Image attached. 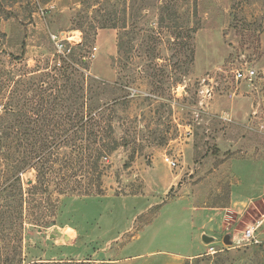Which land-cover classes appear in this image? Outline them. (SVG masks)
I'll use <instances>...</instances> for the list:
<instances>
[{"label":"rangeland","instance_id":"rangeland-1","mask_svg":"<svg viewBox=\"0 0 264 264\" xmlns=\"http://www.w3.org/2000/svg\"><path fill=\"white\" fill-rule=\"evenodd\" d=\"M51 35L82 44L75 65ZM70 109L104 115L102 195L58 196L54 129ZM72 172L69 186L85 181ZM263 192L264 0H0V264H102L110 245L149 264H264V242L231 257L199 241L225 233L207 207L253 202L226 218L242 232Z\"/></svg>","mask_w":264,"mask_h":264},{"label":"trees","instance_id":"trees-1","mask_svg":"<svg viewBox=\"0 0 264 264\" xmlns=\"http://www.w3.org/2000/svg\"><path fill=\"white\" fill-rule=\"evenodd\" d=\"M104 27L106 26L103 25L102 28ZM81 46L67 47L65 51L66 55L63 54L62 57L68 61H72V64H74V53ZM69 67L67 66L65 69H69ZM59 75L68 82L66 85H69L70 80L67 75L65 73ZM115 106L114 101L108 106V109L111 111L110 113L114 112ZM57 117L63 123H58L55 126L56 140L53 143L54 152H51V156H54L52 164L58 169L54 173H58L61 177L58 196L68 194L85 197L102 195L101 161L102 158H106L103 155V149L107 144L104 143V140L100 136V123L104 115L98 111H86V113L80 114L77 110L70 109L64 115L58 112ZM67 146L70 147L71 154L61 152V149ZM34 148L31 154L36 150ZM51 169L53 170L52 167ZM68 169L73 171L74 177L79 179L81 176L85 181L77 180L74 185L69 186L68 175L63 173L64 170ZM205 239L212 241L207 237Z\"/></svg>","mask_w":264,"mask_h":264},{"label":"crops","instance_id":"crops-1","mask_svg":"<svg viewBox=\"0 0 264 264\" xmlns=\"http://www.w3.org/2000/svg\"><path fill=\"white\" fill-rule=\"evenodd\" d=\"M264 194V192L262 193ZM250 202L248 203H237L234 200L230 199V203L228 206L225 207H217L215 206H209L207 207L209 210H211L212 212L216 214H218L220 216L219 213L221 214L222 217V230L225 231V233L220 236V237H216L214 235V233L212 231H201V233L199 234V241L202 244L203 247L205 246H210V245H218V246H225L227 247L228 251H231L229 253V255L231 257L234 256V250L239 249V247H234V243L233 241L238 240L241 236V231H236L235 229V225L233 224H226V218L228 216L229 213H236L237 217L240 216V219L242 218V213L245 212L246 208L251 207ZM236 209H238L239 211H235ZM239 219V218H238ZM211 220V219H210ZM260 225H264V213L261 215L259 221ZM230 229H233L232 232H230ZM75 235L79 236L80 235V231H75ZM228 235V237H226ZM205 237L210 238V240L212 241H207L205 239ZM257 238L262 242H264V230L263 233H258L257 234ZM78 239V238H77ZM137 239V237L135 238ZM111 244V243H110ZM114 247L110 245V248H106V249H102V254H93V258L96 257V261L97 263H102V264H149V262H140L142 255L140 254H133L130 256H126V257H118L117 251L119 250V253L121 251H123V248L120 249H116V252L114 250ZM200 253H196V254H189L187 256H182V255H172L170 256L171 258H165L162 261H157L159 264H184L186 260L188 259H192V258H196L199 256ZM101 256V257H98ZM155 264V263H152Z\"/></svg>","mask_w":264,"mask_h":264},{"label":"built area","instance_id":"built-area-1","mask_svg":"<svg viewBox=\"0 0 264 264\" xmlns=\"http://www.w3.org/2000/svg\"><path fill=\"white\" fill-rule=\"evenodd\" d=\"M51 40L57 50L61 55L65 54L67 45L65 42L63 43L57 36L51 35ZM71 46V45H70ZM95 50V49H94ZM255 76V71L253 70H245V71H237L235 73L236 80H252ZM106 160V158H104ZM164 163L171 169L176 167V162L173 161L169 157L164 158ZM260 227V223L252 224L248 226L245 230L241 232V236L238 240L233 241L234 244H244V245H260L262 242L257 238V230ZM216 251L213 247L209 246L208 254H214Z\"/></svg>","mask_w":264,"mask_h":264}]
</instances>
